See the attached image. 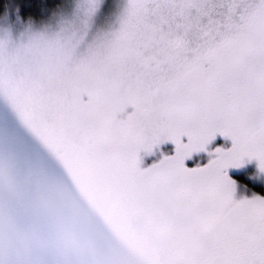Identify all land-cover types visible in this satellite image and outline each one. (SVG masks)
Here are the masks:
<instances>
[{
  "label": "snow or ice",
  "instance_id": "snow-or-ice-1",
  "mask_svg": "<svg viewBox=\"0 0 264 264\" xmlns=\"http://www.w3.org/2000/svg\"><path fill=\"white\" fill-rule=\"evenodd\" d=\"M119 41L107 63L37 65L7 92L107 200L120 239L100 264H264V197L235 200L227 175L264 172V0H130ZM218 136L231 147L209 150Z\"/></svg>",
  "mask_w": 264,
  "mask_h": 264
},
{
  "label": "rangeland",
  "instance_id": "rangeland-1",
  "mask_svg": "<svg viewBox=\"0 0 264 264\" xmlns=\"http://www.w3.org/2000/svg\"><path fill=\"white\" fill-rule=\"evenodd\" d=\"M61 1L41 23L21 21L12 8L0 16V264H100L118 254L120 236L95 181L61 141L52 139L51 121L30 127L7 101L8 90H23L37 65L60 61L76 69L107 63L115 55L130 0ZM218 146L227 149L231 142L218 136L209 150ZM162 150L171 155L174 146ZM199 157L202 164L209 159L202 152L191 160ZM139 158L147 167L160 152H141ZM244 171L251 172L245 179L261 185L262 193L235 183L234 199L264 197V172L255 160L246 159L227 175L233 180Z\"/></svg>",
  "mask_w": 264,
  "mask_h": 264
},
{
  "label": "trees",
  "instance_id": "trees-1",
  "mask_svg": "<svg viewBox=\"0 0 264 264\" xmlns=\"http://www.w3.org/2000/svg\"><path fill=\"white\" fill-rule=\"evenodd\" d=\"M61 3V0H0V16L12 8L14 13L20 17L21 21L30 20L33 23H41L51 17ZM222 142L223 140H219L216 145L222 144ZM199 161H201L200 157L199 159L189 160L186 164L188 167H194ZM202 163L203 161L199 164ZM250 174V171H244L243 174L233 175L234 183L238 186L242 185L247 187L252 193H262L261 185L256 186L250 183L248 179H245ZM79 248H81L80 245H78L77 249ZM56 259L58 261L61 260L58 257Z\"/></svg>",
  "mask_w": 264,
  "mask_h": 264
}]
</instances>
